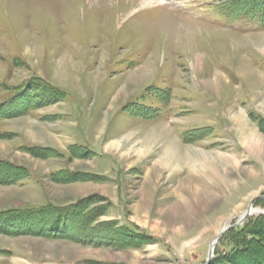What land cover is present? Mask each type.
<instances>
[{
	"label": "rangeland",
	"instance_id": "374dc122",
	"mask_svg": "<svg viewBox=\"0 0 264 264\" xmlns=\"http://www.w3.org/2000/svg\"><path fill=\"white\" fill-rule=\"evenodd\" d=\"M163 1L0 0V264L203 263L264 209V28Z\"/></svg>",
	"mask_w": 264,
	"mask_h": 264
},
{
	"label": "trees",
	"instance_id": "16d2710c",
	"mask_svg": "<svg viewBox=\"0 0 264 264\" xmlns=\"http://www.w3.org/2000/svg\"><path fill=\"white\" fill-rule=\"evenodd\" d=\"M221 12L220 15L222 17L228 18V19H245L251 21V23H258L262 28H264V0H227L226 3L223 5H220ZM12 98V101L15 100V105L12 104L9 105V99ZM17 98H19L18 93L14 95L7 96L6 100L4 102H0V128H1V117L4 116V114H13L17 111ZM141 108L145 109L146 113L143 114L144 117L147 119L151 118H157L160 117V110L153 108L151 106H146L141 104ZM31 107L26 106L23 110L20 111H29ZM159 110V111H158ZM155 112V113H154ZM2 134L0 130V135ZM188 133H184V137L187 138ZM4 224V223H3ZM3 226V225H1ZM0 226V227H1ZM6 226V225H5ZM34 226L31 225L28 228H33ZM139 229V228H138ZM140 230V229H139ZM42 233V232H41ZM142 234L143 236H146V232L141 231L137 232ZM264 233V214L260 215H253L249 217L246 222L243 225L230 228L222 237L219 244L216 247L215 253L216 256L213 257L212 263L215 264V262H221V261H231L229 260L232 256L240 255L241 252L246 251L245 249L249 247L250 244H254L255 242L263 246L264 250V239L261 237V234ZM232 235L233 242L231 245H223V242L225 239ZM249 237H252L253 240H250ZM155 239L156 241H160L156 237H152V239ZM251 241H253L251 243ZM230 247L229 250L224 253L221 251V247ZM251 251V250H250ZM264 252V251H263ZM251 256L257 258L258 260L262 256V251H259L257 248L255 252H251ZM250 255V254H249ZM235 262V261H234ZM233 262V263H234Z\"/></svg>",
	"mask_w": 264,
	"mask_h": 264
},
{
	"label": "water",
	"instance_id": "95a60500",
	"mask_svg": "<svg viewBox=\"0 0 264 264\" xmlns=\"http://www.w3.org/2000/svg\"><path fill=\"white\" fill-rule=\"evenodd\" d=\"M253 207V202L250 204L246 212H244L238 219V221L234 224L231 225H226L221 232L211 241L210 248H209V253H208V258L204 263H199V264H211V260L215 254V249L218 244V242L221 240L223 235L232 227H236L240 224H242L245 219L252 214L251 209ZM261 213H264V210L261 211Z\"/></svg>",
	"mask_w": 264,
	"mask_h": 264
},
{
	"label": "bare ground",
	"instance_id": "6f19581e",
	"mask_svg": "<svg viewBox=\"0 0 264 264\" xmlns=\"http://www.w3.org/2000/svg\"><path fill=\"white\" fill-rule=\"evenodd\" d=\"M49 1V0H48ZM131 1H134V0H131ZM141 1H143V3L144 4H151V3H153L154 1H156V2H159V3H163L164 1L163 0H141ZM44 9V7L42 8V10ZM47 9H45V11H46ZM44 11V10H43ZM70 62H68V61H65V62H63V69H64V71H63V73L64 74H66V71H67V69H69V66H70V64H69ZM166 130V129H165ZM162 135L163 136H166L165 135V131L162 133ZM112 146L114 145V144H111ZM251 212H254V210H252L251 209Z\"/></svg>",
	"mask_w": 264,
	"mask_h": 264
}]
</instances>
